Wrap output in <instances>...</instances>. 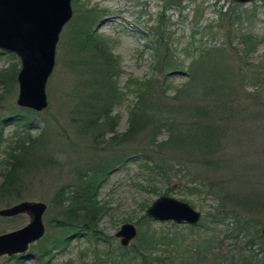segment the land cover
<instances>
[{"label":"rangeland","instance_id":"374dc122","mask_svg":"<svg viewBox=\"0 0 264 264\" xmlns=\"http://www.w3.org/2000/svg\"><path fill=\"white\" fill-rule=\"evenodd\" d=\"M73 8V18L65 26L57 46L55 68L46 86L48 107L43 112L17 105L20 61L15 55L0 51V191L8 167L7 157L9 154H19L16 151L17 145L28 139L41 137V140H47L46 148L39 146L43 151L47 149L45 153L42 152V158L37 159V163L32 158V170H28L23 179L19 180L21 182L17 185V194L1 197L0 210L23 201L44 202L48 206L43 216L45 235L29 247L26 254L30 257L24 258L21 254L2 256L0 264H46L47 260H39L40 251L46 249L48 241L65 233L55 225L57 221L62 222L63 215L62 210L57 209L52 202L59 190L64 188L70 191L82 170L93 169V165L98 168L109 166L99 191V203L106 210L99 223V230L95 237L70 231L67 234L70 235L68 245L54 250V257L49 264H144L141 257L130 252L136 247L140 249L144 244L137 239L139 237L126 248L121 246L120 239L116 237L124 224L134 225L138 236H151L155 241L164 234H171L177 238L175 244L183 256L192 252L194 247L201 246V255L207 262L215 260L216 256L229 255L240 262L245 260L247 264H264L263 238L261 241L255 234H251L238 239L232 233L231 221L212 223V214L216 213L217 204L205 189L190 193L187 187L178 183V179L158 175L151 163L144 165L134 162L136 154L148 148L146 146L152 136L147 131L143 134H139V131L127 134L131 130L130 111L136 102L132 89L135 82L150 79L162 81L164 77L168 78L171 89L167 95H173L174 90L187 80V67L191 61L187 48L192 51L200 43L210 47L225 43L226 34L218 27L221 13H256L254 30L263 39L256 57H264V0L246 5L224 0H73ZM96 13L100 18L92 24L91 32L106 44L107 50L115 58V73L120 72V75L111 80L117 90V103L111 117L99 123V126L88 129L85 128L87 121L82 103L86 102V98L95 96L90 86L94 68L91 67L86 73V63L92 59L85 51L81 52L80 41L74 38L83 27L81 25L87 29L85 17H92ZM164 34L169 41L173 59L184 64L176 72L168 73L166 67L163 69L165 72L155 69L162 68L163 62L161 58L154 57V41ZM229 51L239 71L240 57L236 51ZM15 69L14 82L10 76ZM249 110L251 114L247 113L252 115L256 109ZM259 120L239 123L242 128L238 132H231L224 139L227 148L232 149V153H224V158H230V162L224 169L210 176L214 184L252 198L257 195L256 192L261 193V198L264 197V135L256 132L260 127L263 128L260 131H264V112ZM29 128L30 137L27 133ZM112 129L114 134H108L103 139L102 134ZM113 135L127 136L123 141L109 145L107 141ZM159 140H165V135L162 134ZM154 153L151 155L172 154ZM45 155L50 156L48 162ZM248 157L256 159V162L247 161ZM255 166L259 169L253 170ZM162 196L189 203L202 213L201 223L194 227L161 223L148 218L144 220L148 207ZM259 219L262 229L264 217ZM28 223L29 217L26 215L0 217V235L19 230ZM123 249L130 251L124 252ZM160 251L146 256L147 264L168 263L157 259ZM179 256L177 253L171 254L177 264H182L177 260Z\"/></svg>","mask_w":264,"mask_h":264},{"label":"trees","instance_id":"16d2710c","mask_svg":"<svg viewBox=\"0 0 264 264\" xmlns=\"http://www.w3.org/2000/svg\"><path fill=\"white\" fill-rule=\"evenodd\" d=\"M256 17L254 12L221 13L218 27L226 34L225 43L221 42L220 45L212 47L200 43L192 51L187 48V55L191 59L187 67V80L174 90L173 95H167L171 89L168 78L164 77L162 81L150 79L135 82L132 89L136 95V102L130 111L131 130L127 134L131 131L133 133L139 131V134L147 131L152 136L151 140L148 139L146 146L148 148L139 151L134 157V162H141L144 165L151 163L158 175L178 179V183L187 187L190 193L205 189L208 196L217 204L216 213L212 214V223L231 221L232 233L236 234L238 239L255 234L261 240L259 218L264 217V197H260L261 193L256 192L257 195L253 198L237 194L227 190L225 186L214 184V180L210 179L213 173L224 169L230 162V158H224V153L225 151L232 153V149L227 148L224 139H227L231 132H238L242 128L239 123L247 120L259 122V117L264 112V57H256L263 39L254 30ZM99 18L98 13L92 17H85L87 29L81 25L83 27L74 38L80 41L81 52L85 51L92 59L86 63V73L91 67L94 68L91 72L90 86L95 96L86 98V102L82 103L87 121L85 128L88 129L99 126V123H104L111 117L113 107L117 103V90L112 86L114 83L111 80L120 75V72L115 73V58L107 50L106 44L91 32L92 24L97 23ZM238 30L241 31L237 35ZM153 50L154 57L161 58L163 62L162 68H155L158 72H165L163 70L165 67L168 73L176 72L184 66L173 59L165 34L154 41ZM229 50L236 51L240 57L239 71L235 68ZM15 76L16 69L10 76L14 82ZM251 108L256 109L252 115H250L252 111L249 110ZM262 129L260 127L256 132L264 135V131H260ZM27 131L30 137V128ZM108 134H114V129L103 133L102 138ZM162 134L165 135V140H159ZM126 136L113 135L107 143L117 144ZM1 138L0 133V141ZM41 139L40 137L23 141L16 147L18 155H8V167L4 173L0 199L3 196L17 194V185L21 182L19 180L33 168L32 158L36 163L37 159L42 158V152L45 153L47 149L43 151L39 146L47 147V140ZM156 151L160 154L165 152L172 154L152 156L151 154H155ZM49 157L48 155L44 157L47 162ZM248 158L247 161L256 162V159ZM93 166V169L82 170L70 191L63 188L57 192L52 204L62 210L63 220L57 221L55 225L62 228L65 233L48 241L46 249L40 251V261L47 260L46 264H49L50 259L54 257L53 251L68 245L70 235L67 234L70 231L96 236L99 223L106 213L105 206L99 203V191L104 184L109 166L99 168L97 165ZM96 167L98 169L95 170ZM256 168L259 169L258 166L252 169ZM143 219L148 220L146 217ZM141 236L142 234L137 236L139 237L137 239L144 243L140 249L136 247L131 251L123 250L141 257L144 264H147L146 256L160 250L157 259L162 262L169 261L166 264L176 263L171 257L174 253L180 255L177 260L182 264H247L245 260L240 262L229 255L216 256L215 260L207 262L201 255V246L194 247L192 252L183 256L175 244L177 238L171 234H164L156 241L151 236L149 238ZM154 243L158 249L152 246Z\"/></svg>","mask_w":264,"mask_h":264},{"label":"water","instance_id":"95a60500","mask_svg":"<svg viewBox=\"0 0 264 264\" xmlns=\"http://www.w3.org/2000/svg\"><path fill=\"white\" fill-rule=\"evenodd\" d=\"M246 5L263 0H224ZM74 15L73 0H0V51L15 55L20 61L17 73V105L35 112L48 107L46 86L56 64V51L65 26ZM44 202L23 201L0 210V217L26 215L23 228L0 235V257L26 253L46 232ZM145 217L161 223L198 226L202 213L189 203L162 196L152 203ZM261 235L264 240V222ZM138 236L137 228L124 224L117 232L121 246L129 247Z\"/></svg>","mask_w":264,"mask_h":264}]
</instances>
